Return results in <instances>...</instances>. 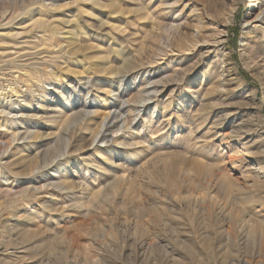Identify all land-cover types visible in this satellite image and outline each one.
<instances>
[{
    "label": "rangeland",
    "instance_id": "obj_1",
    "mask_svg": "<svg viewBox=\"0 0 264 264\" xmlns=\"http://www.w3.org/2000/svg\"><path fill=\"white\" fill-rule=\"evenodd\" d=\"M16 1L0 0V19ZM225 2L236 7L227 67L216 53L194 54L184 37L167 50V0H28L31 14L1 23L0 88L15 62L28 66L34 94L14 131L25 141L14 144L13 131L0 127V264H264V177L241 174L253 152L264 150V54L248 58L241 46L259 8L249 6L256 0ZM52 21L61 28L42 32ZM126 57L140 73L119 78L111 68ZM174 72L184 74L180 82ZM149 79L162 81L151 104L157 111L146 114L153 126L143 125L146 115L136 125L126 110L120 123L133 122L132 131L112 132L101 146L85 144V126H70L76 99L103 114L121 97L137 99ZM246 87L256 93L261 119Z\"/></svg>",
    "mask_w": 264,
    "mask_h": 264
},
{
    "label": "bare ground",
    "instance_id": "obj_2",
    "mask_svg": "<svg viewBox=\"0 0 264 264\" xmlns=\"http://www.w3.org/2000/svg\"><path fill=\"white\" fill-rule=\"evenodd\" d=\"M28 0H17L12 5L14 8L12 11L8 10L5 15H3L0 19V26L1 23L7 19L9 21L13 20L17 16L21 15H28L31 14V11L26 10L27 8V2ZM254 1V0H253ZM32 2H42L43 5H51L55 4L56 0H32ZM112 2V1H111ZM117 3V2H116ZM102 4V3H101ZM99 4V5H101ZM120 4V2H119ZM41 5V6H43ZM258 5L259 12L256 13L257 15H253L252 20H249L250 25H248L245 28V34L243 37V44L242 49L247 54L248 58H254L255 60L261 58V56L264 54V0H256V3H251L250 7H256ZM40 6V7H41ZM120 6V5H119ZM97 7V6H96ZM112 10H117V4L112 3L109 6ZM46 8V7H45ZM48 8V7H47ZM50 8V7H49ZM41 9V8H40ZM42 9H44L42 7ZM46 10V9H45ZM56 10V9H55ZM236 10V7L233 6L230 10L226 9V2L225 0H167V25L165 26L164 30L165 35H167V50L171 48L172 39H174L177 36H180L181 40H186V44L188 46V49L190 48L191 51L198 55L201 53V51L205 50V53L207 55L216 53L219 59V63L221 65H232L231 64V57L229 52L225 49L224 44L226 42V36H227V25L232 22L233 20V14ZM45 12V11H44ZM112 12V11H111ZM42 14V13H41ZM57 14V13H56ZM40 15V14H39ZM51 18V17H49ZM56 18V17H55ZM16 19V18H15ZM52 19V18H51ZM54 19V18H53ZM57 19V18H56ZM104 20V19H103ZM248 23V22H247ZM54 24V27H52ZM255 24V25H254ZM45 25V24H44ZM99 25V24H98ZM254 25V26H253ZM260 25V26H258ZM74 27V25H73ZM84 27V26H82ZM58 28L60 27L59 22L52 21L50 24H46V26L43 28L42 32H48L50 31H58ZM71 28V27H70ZM100 28V27H99ZM222 28V30H220ZM84 29V28H83ZM69 33L72 34V31ZM91 30V29H90ZM260 30L262 36L257 37L256 39L252 40L251 42L246 43L249 39L248 36L250 34L255 33L256 31ZM49 31V32H50ZM84 32V31H83ZM38 33V32H37ZM57 34V33H56ZM84 34V33H83ZM86 34V33H85ZM73 36V35H72ZM71 36V37H72ZM83 36V35H81ZM45 37V36H44ZM58 37V36H57ZM37 38V37H36ZM39 38V37H38ZM49 38V37H48ZM53 38V37H52ZM54 39V38H53ZM73 39V38H72ZM30 40V39H29ZM32 40V39H31ZM103 40V39H102ZM53 42V41H52ZM165 42V43H166ZM52 44V43H51ZM57 44V43H55ZM63 44V43H62ZM30 45V44H29ZM49 45V44H48ZM53 45V44H52ZM59 45V44H58ZM119 45V44H118ZM13 46V45H12ZM20 46V45H19ZM27 46V45H26ZM40 48V47H39ZM44 48V47H43ZM55 48V47H53ZM59 48V47H58ZM116 48V47H115ZM183 48V47H181ZM187 48V47H185ZM49 49V48H47ZM118 49V48H117ZM52 50V49H51ZM50 50V51H51ZM67 50V49H66ZM121 50V49H120ZM9 51V50H8ZM166 51V49H165ZM179 51V50H178ZM6 52V51H5ZM138 52V51H137ZM180 52V51H179ZM178 52V53H179ZM21 53V52H20ZM30 53V52H29ZM122 53V51H121ZM189 53V52H188ZM119 54V53H117ZM46 55V54H43ZM54 55V54H52ZM170 56V55H169ZM264 56V55H263ZM116 57V56H115ZM198 57V56H197ZM203 57V56H201ZM215 57V56H214ZM29 58V57H28ZM66 58V57H65ZM68 58V57H67ZM207 58V57H206ZM11 59V58H10ZM15 59V57H14ZM17 59V58H16ZM27 59V58H26ZM37 59V58H36ZM61 59V58H60ZM70 59V58H69ZM213 57L208 56L209 64L213 65ZM24 60V58H23ZM68 60V59H67ZM197 60V59H196ZM212 60V61H211ZM254 61V60H253ZM263 61V59H261ZM46 62V61H45ZM64 62V61H63ZM120 61H118L119 63ZM75 63V62H74ZM105 63V62H104ZM109 63V62H108ZM180 63V62H179ZM217 63V62H216ZM24 64V63H23ZM61 64V63H60ZM120 64V63H119ZM122 64V63H121ZM206 64V63H205ZM208 64V65H209ZM220 64L218 66H220ZM259 68H262L260 66V62H257ZM149 66V65H148ZM234 66V65H233ZM28 66H17L15 62H11L8 66V75L9 79L7 80L6 88L2 87L0 88V127H4L8 130L13 131L10 135L12 138V142L14 144H18L20 142L25 141V138L22 136L17 135V132L19 126L22 124H25L26 118L25 113L27 112V108L29 107V103L32 102L33 96L32 93L34 92L33 86L28 87L26 83L28 80L32 78V74L27 69ZM41 67V66H40ZM39 67V68H40ZM174 67V66H173ZM182 67V65H181ZM224 67V66H223ZM235 67V66H234ZM71 68V67H70ZM86 68V67H85ZM183 68V67H182ZM208 68V67H207ZM217 68V67H216ZM222 68V67H221ZM175 69V68H174ZM234 69V68H232ZM235 70V69H234ZM111 71L118 72L116 76L126 77L130 73L134 72L136 74L140 73L139 68L136 66V63L134 60L131 59V57H126L125 61L122 66H117L115 69L111 68ZM3 72V71H2ZM210 72V71H209ZM235 72V71H234ZM47 74V72H46ZM174 74H176L174 72ZM37 75V74H36ZM181 75V76H179ZM213 74L211 75L210 80L213 79ZM59 76V75H58ZM100 76V75H99ZM177 78L176 81L180 82L183 79L184 74L182 75V72L180 74H176ZM39 77V76H38ZM41 77V76H40ZM138 76H135L137 78ZM59 78V77H58ZM96 78V77H95ZM134 78V79H135ZM36 79V78H35ZM38 79V78H37ZM53 79V78H52ZM104 79V78H103ZM33 80V79H32ZM31 80V81H32ZM44 80V79H43ZM98 80V79H97ZM118 80V79H117ZM145 80V79H144ZM44 82V81H43ZM143 87H138L140 89H137L138 97L135 100H132V102H127L122 97L119 98V106H116L113 109H110L103 114H99V111L95 112H89V106L87 104H81L76 99L77 109L76 115L71 119L70 126H74L75 124H80L86 127V131L84 133V136L86 137L85 144L91 142V145H99L107 144L109 140V134L115 131H123V135H125L124 132H129L131 129H133V122L139 124L141 120L139 118L142 117V115L150 114L153 116V114L156 113L157 107H152V103L156 100L158 95L161 94V91L158 90L157 85L162 83V81H155L152 79H149L148 81H145ZM261 85H264V76L260 78ZM29 83V82H28ZM47 83V81H46ZM49 83V82H48ZM51 84V83H50ZM54 84V83H53ZM85 84V83H83ZM121 84V83H120ZM202 85V84H201ZM200 85V86H201ZM26 86V88H25ZM121 86V85H119ZM39 87V86H38ZM94 84L92 85V81L89 79L87 82V85L84 86V88H87V99L88 96L92 93L91 88L93 89ZM209 87V86H208ZM49 88V87H48ZM78 88V87H76ZM82 88V87H81ZM122 88V87H121ZM39 89V88H38ZM99 91V88H97ZM199 89V88H198ZM54 90V89H52ZM77 90V89H76ZM197 90V89H196ZM246 90L250 93V99L252 105H254L257 109V115L258 118L261 119V116L259 117L260 112V104L255 101L256 99V93L251 90L250 88L246 87ZM81 91V89H80ZM79 91V92H80ZM110 91V90H108ZM113 91V90H112ZM228 91V90H226ZM238 94L241 95L243 91H245V88L241 87L237 89ZM38 92V91H37ZM37 92L35 94H37ZM48 92V91H47ZM77 91H74L76 93ZM39 93V92H38ZM197 93V92H195ZM194 93V95H195ZM205 93V92H204ZM34 94V93H33ZM83 94V93H82ZM110 94V93H109ZM108 94V95H109ZM121 94V89L119 87L118 91L116 92V96H119ZM203 94V93H202ZM39 95V94H38ZM193 95V94H192ZM84 96V94H83ZM114 96V95H113ZM164 96V95H163ZM203 96V95H202ZM201 96V97H202ZM115 97V96H114ZM221 97V96H219ZM241 97V96H240ZM72 98V97H71ZM86 98V97H85ZM196 98H198L196 96ZM131 99V98H130ZM204 99V98H203ZM84 100V99H83ZM113 100V99H112ZM116 100H118L116 98ZM201 100V99H200ZM199 100V101H200ZM94 102L97 104H93L95 106H100V103L98 102V98L95 97ZM201 102V101H200ZM199 107V106H198ZM205 105L201 103V109L204 108ZM107 108V107H106ZM94 110V109H93ZM96 110V109H95ZM132 112L133 122L132 126L128 128L123 123H120V119H122L125 111ZM217 114V112H216ZM39 116V115H38ZM27 117V116H26ZM121 117V118H119ZM149 117V118H148ZM215 119V118H214ZM129 120V119H128ZM144 126L147 125V127L153 126L152 119L149 115H146V118H144ZM209 121V120H208ZM126 122V121H125ZM188 122V121H187ZM129 123V121H128ZM127 124V123H126ZM25 127V126H24ZM143 127V126H142ZM81 129V128H80ZM147 129V128H146ZM144 130V129H143ZM149 130V129H148ZM69 131V127L65 130V133L67 135ZM132 131V130H131ZM211 131V130H210ZM215 131V129H214ZM20 132V131H19ZM134 133V132H133ZM138 133V132H137ZM143 133V132H142ZM113 134V133H112ZM141 134V133H140ZM139 134V135H140ZM122 135V136H123ZM121 136V138H122ZM126 136V135H125ZM138 136V135H137ZM136 136V137H137ZM120 137V136H119ZM142 137V136H141ZM10 138V139H11ZM132 138V136H131ZM130 138V139H131ZM140 138V137H139ZM149 138V137H148ZM227 138V137H226ZM134 139V137H133ZM137 139V138H136ZM147 139V138H146ZM221 139V138H220ZM137 141V140H135ZM145 142V141H144ZM3 146V145H2ZM234 146V145H233ZM21 147V146H20ZM124 147V145H123ZM11 148V147H10ZM19 149V148H18ZM258 149V148H257ZM242 150V149H241ZM5 151V150H4ZM243 151V150H242ZM246 151V150H245ZM6 152L2 153V156ZM19 153V152H18ZM17 153V154H18ZM239 154L240 152L237 151ZM250 153V152H249ZM245 154V153H244ZM252 154V153H251ZM260 154V155H259ZM262 155V157H260ZM250 156V155H249ZM264 150L261 153L253 152V157L251 158V162L248 164L249 171L241 172L242 175H246L245 178L251 176L252 179L261 180L262 177H264ZM28 161V160H27ZM109 161H111L109 159ZM236 161V160H235ZM11 163V161H10ZM237 163V162H236ZM1 164V162H0ZM3 164V163H2ZM240 164V163H239ZM107 165V164H106ZM8 168V167H7ZM106 168V167H105ZM27 169V168H26ZM4 170V169H3ZM108 170V169H107ZM238 171V170H237ZM8 174V173H7ZM107 175V174H106ZM82 178V177H81ZM86 178V177H85ZM244 178V179H245ZM250 178V179H251ZM85 180V179H84ZM233 180V179H232ZM248 181V180H247ZM231 182V181H230ZM237 182V181H236ZM234 183V182H232ZM253 183V182H252ZM62 184V183H61ZM228 184V183H227ZM235 184V183H234ZM246 184V183H245ZM250 184V183H249ZM232 185V184H231ZM225 186V185H224ZM228 186V185H226ZM230 186V185H229ZM233 186V185H232ZM242 186V185H241ZM258 186V185H257ZM262 186V185H261ZM85 185L83 186V188ZM231 187V186H230ZM238 187V186H237ZM240 187V186H239ZM251 187V186H250ZM48 188V187H47ZM224 188V187H223ZM235 188V186L233 187ZM241 188V187H240ZM86 189V188H85ZM225 189V188H224ZM231 189V188H230ZM229 189V191H230ZM242 189V188H241ZM244 189V188H243ZM239 190V189H238ZM227 190L225 189V192ZM227 191V192H229ZM232 191V190H231ZM255 191V190H254ZM224 192V193H225ZM240 192V191H239ZM36 193V190H35ZM210 193V192H209ZM231 193V192H230ZM254 193V192H253ZM261 193V192H260ZM32 194V193H31ZM227 194V193H226ZM225 194V196H227ZM235 194V193H234ZM255 194V193H254ZM35 195V194H34ZM210 195V194H209ZM29 196V195H28ZM233 196V195H232ZM38 197V196H37ZM231 197V196H229ZM228 197V198H229ZM239 197V196H238ZM244 197V196H243ZM253 197V196H252ZM246 198V197H245ZM227 199V198H226ZM244 199V198H242ZM241 199V200H242ZM229 200V199H228ZM234 200V199H233ZM240 200V198H239ZM247 200V199H246ZM251 200V199H250ZM243 201V200H242ZM252 201V200H251ZM219 202V201H218ZM231 202V201H230ZM229 203V201H228ZM233 204V203H232ZM252 204V203H251ZM250 205V204H249ZM224 207V206H223ZM225 208V207H224ZM255 212V211H254ZM247 213V212H246ZM249 214V213H248ZM254 220V219H253ZM251 219V221H253ZM264 221V220H263ZM245 222V221H244ZM255 222V221H253ZM258 222V221H257ZM260 222V221H259ZM259 224V223H258ZM264 224V223H263ZM203 227L210 228V222L205 224L203 222ZM251 225V224H250ZM261 225V223L259 224ZM262 226V225H261ZM220 228H223L221 225ZM13 237V236H12ZM19 241V240H18ZM146 244V243H145ZM10 246V245H9ZM1 247V246H0ZM2 253V252H0ZM8 254V253H6ZM14 257V256H13ZM41 258V257H40ZM8 261V260H7ZM237 262V261H236ZM16 263V262H15ZM14 263V264H15ZM241 261H238L237 264H240ZM8 264V263H7ZM11 264V263H10ZM36 264H48V262L44 259H39ZM244 264H253L250 261H245Z\"/></svg>",
    "mask_w": 264,
    "mask_h": 264
}]
</instances>
